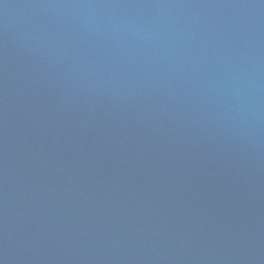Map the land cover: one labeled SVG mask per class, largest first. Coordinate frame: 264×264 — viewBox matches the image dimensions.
Segmentation results:
<instances>
[{"label":"water","instance_id":"95a60500","mask_svg":"<svg viewBox=\"0 0 264 264\" xmlns=\"http://www.w3.org/2000/svg\"><path fill=\"white\" fill-rule=\"evenodd\" d=\"M0 264H264V0H0Z\"/></svg>","mask_w":264,"mask_h":264}]
</instances>
